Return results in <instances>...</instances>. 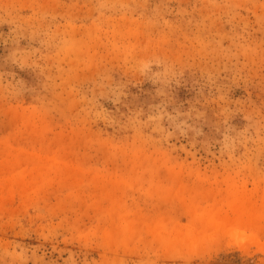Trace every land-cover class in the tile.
<instances>
[{
	"label": "rangeland",
	"instance_id": "1",
	"mask_svg": "<svg viewBox=\"0 0 264 264\" xmlns=\"http://www.w3.org/2000/svg\"><path fill=\"white\" fill-rule=\"evenodd\" d=\"M0 264H264V0H0Z\"/></svg>",
	"mask_w": 264,
	"mask_h": 264
}]
</instances>
